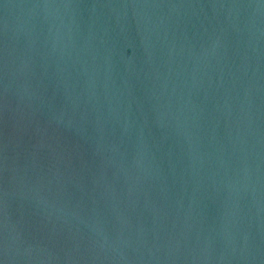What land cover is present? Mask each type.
I'll use <instances>...</instances> for the list:
<instances>
[{
    "label": "water",
    "instance_id": "95a60500",
    "mask_svg": "<svg viewBox=\"0 0 264 264\" xmlns=\"http://www.w3.org/2000/svg\"><path fill=\"white\" fill-rule=\"evenodd\" d=\"M0 264H264V0H0Z\"/></svg>",
    "mask_w": 264,
    "mask_h": 264
}]
</instances>
